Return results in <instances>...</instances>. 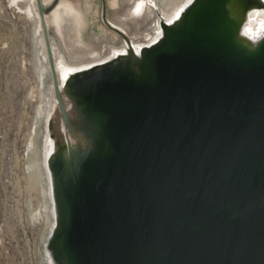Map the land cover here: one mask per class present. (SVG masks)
I'll use <instances>...</instances> for the list:
<instances>
[{"label": "water", "instance_id": "1", "mask_svg": "<svg viewBox=\"0 0 264 264\" xmlns=\"http://www.w3.org/2000/svg\"><path fill=\"white\" fill-rule=\"evenodd\" d=\"M261 11L193 0L139 55L115 28L126 54L63 87L46 33L77 141L48 158L54 264H264V34L242 37Z\"/></svg>", "mask_w": 264, "mask_h": 264}, {"label": "rangeland", "instance_id": "2", "mask_svg": "<svg viewBox=\"0 0 264 264\" xmlns=\"http://www.w3.org/2000/svg\"><path fill=\"white\" fill-rule=\"evenodd\" d=\"M60 1L44 5L40 0L48 15ZM120 1L108 0L110 16L117 13ZM153 1L139 0L125 12L140 33L152 22L146 15L148 6L158 16V0ZM33 4L39 10L38 0ZM31 6L30 0H0V264H51L46 249L50 198L45 194L43 165L33 164L34 159L37 162L36 146H45L46 137L40 139L36 130L42 77L36 65L38 14L30 17ZM94 28L99 32L97 26ZM55 40L51 35L50 44Z\"/></svg>", "mask_w": 264, "mask_h": 264}, {"label": "bare ground", "instance_id": "3", "mask_svg": "<svg viewBox=\"0 0 264 264\" xmlns=\"http://www.w3.org/2000/svg\"><path fill=\"white\" fill-rule=\"evenodd\" d=\"M30 1L32 6L28 9V14L33 18L38 14V18L35 20L36 65L39 75L42 77V87L39 91L41 93L39 111H37L38 115L36 117L38 128L36 130L40 139L43 135L46 137L45 146L42 148L40 145L36 146L35 156L37 162L35 163L34 159L33 164L43 165L42 168L45 172L44 176L47 183L45 194L49 196L51 204L50 214H46L47 230H50L47 237L48 241L55 226V209L48 158L56 149L58 141L66 144H75L77 141L67 131L60 115L54 91L52 60L49 57L45 39L46 33L49 37V43L51 35L56 39L55 42H52L53 45L50 44V48L60 86L63 87L66 77L70 74L85 71L90 64L107 61L126 54L127 43L115 28H119L126 33L135 52L139 55L144 47L153 45V43L160 40L163 34V24L176 23L178 21L176 13L182 7L184 11L193 0H158V16H155L153 8L148 6L146 15L150 17L152 22H150L145 33H140L136 24L125 17V12L135 7L139 0H121L119 6L116 7L117 13L114 16L109 14L108 0H78L77 3L72 0H61L55 6L52 15H48L46 12L41 13L39 7L41 2L39 3V0V10H36L33 4L36 0ZM53 1L43 0V4L49 5ZM103 4L105 6L104 18L102 15ZM185 5L187 6L185 7ZM183 11L180 12V16ZM102 18L105 24L101 22ZM94 26L99 28V32L95 31ZM263 34L264 11L254 12L251 14L250 21L242 30V37L255 41L260 39ZM64 66H68L69 69L64 70ZM50 125L53 127L52 130H50ZM33 144L37 145L34 141ZM42 153H45L44 159H41ZM46 209H48L47 206ZM48 255L51 264H54L49 252Z\"/></svg>", "mask_w": 264, "mask_h": 264}, {"label": "snow or ice", "instance_id": "4", "mask_svg": "<svg viewBox=\"0 0 264 264\" xmlns=\"http://www.w3.org/2000/svg\"><path fill=\"white\" fill-rule=\"evenodd\" d=\"M187 5H185V7H186ZM139 7H141L140 5H137V8L139 9ZM183 11V7L176 13V19H179V17H180V12H182ZM169 23H171V21H169Z\"/></svg>", "mask_w": 264, "mask_h": 264}]
</instances>
